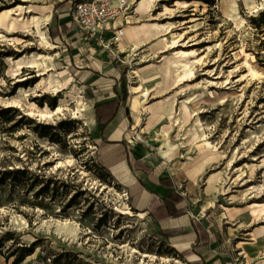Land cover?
Returning a JSON list of instances; mask_svg holds the SVG:
<instances>
[{"label": "rangeland", "instance_id": "374dc122", "mask_svg": "<svg viewBox=\"0 0 264 264\" xmlns=\"http://www.w3.org/2000/svg\"><path fill=\"white\" fill-rule=\"evenodd\" d=\"M137 1V49L126 32L113 56L75 34L70 0H0V264H264V0ZM106 98L125 119L112 167L75 114ZM134 150L183 198L174 229L133 201ZM192 223L201 259L172 247Z\"/></svg>", "mask_w": 264, "mask_h": 264}, {"label": "bare ground", "instance_id": "6f19581e", "mask_svg": "<svg viewBox=\"0 0 264 264\" xmlns=\"http://www.w3.org/2000/svg\"><path fill=\"white\" fill-rule=\"evenodd\" d=\"M246 4H250L252 1L251 0H245ZM137 8L138 9H143V10H148L150 7H151V0H139L137 1ZM118 24H121L122 26L125 27V25H128L129 23H127V21L125 22H122V21H117V22H111L110 23V28L112 29H109V30H113V28H115V26H117ZM125 31L127 32V40L130 44V46H132L131 50H136L137 49V44H138V41H139V37H138V32L134 29L133 26H126L125 27ZM134 47V48H133ZM122 53L125 52V50H122L121 51ZM17 65H20V63H16ZM186 66V64H183V68ZM72 79V78H71ZM63 89V86L62 84L60 83V80L57 79V78H54V79H48L46 80V85L44 87V92L45 90H51L52 92L54 93H59L60 91H62ZM143 92V93H142ZM131 93L133 95H138L140 94L139 96H133L131 99H130V105H131V110L132 111H140L141 110V107L143 109H146V107L143 106V104L140 102L139 98H142L144 96H146L148 93L147 91H142V87L141 86H137V87H131ZM65 94L68 96V97H71L73 98L75 94H77L76 90L75 89H72L68 92H65ZM63 111H65V109L61 106H58V108L56 109L55 112H42L40 110L38 111H35V112H29L28 114L32 117H36L37 119L39 120H45L47 118H51L52 115H60L63 113ZM75 114L77 115V117H79L80 120H82L84 122V125L86 127H91L93 124H94V114H93V109L92 107H89V108H86L82 102L80 100H77V107H76V112ZM120 158H121V150L120 148H114L104 154L101 155V161L102 163L105 165V166H108V167H112V166H116L119 162H120ZM63 163H58L57 164V167L59 166H62ZM130 189H131V195H132V199L133 201H139L141 200L143 202V204H145L146 202V197L143 199V198H140L139 196V186L137 184V182L135 181V179L133 178H130ZM150 205V204H149ZM264 208L261 211H263ZM139 216H142V214H139ZM179 220H182V221H179ZM179 220H172V221H169L168 223L169 224H175L177 222H184L183 220H185V217H182L181 219ZM60 226L62 227H67L69 228V224L67 222H60L59 223ZM65 228V229H67ZM75 227L71 228L72 231H74ZM69 230V229H68ZM194 239V234L193 233H189V234H186V235H182V236H179V237H173L171 238V243H172V247L177 251V252H183L185 251L189 246L190 244L192 243ZM134 253H137L136 251L133 250ZM143 258H147V257H150L151 256H148L146 254H143L142 255ZM193 257H189V260H192ZM176 262V261H175ZM141 263H143V261H141ZM177 263V262H176Z\"/></svg>", "mask_w": 264, "mask_h": 264}, {"label": "crops", "instance_id": "0c3cea01", "mask_svg": "<svg viewBox=\"0 0 264 264\" xmlns=\"http://www.w3.org/2000/svg\"><path fill=\"white\" fill-rule=\"evenodd\" d=\"M70 1L72 3L73 0H70ZM71 20H72V17H71ZM109 25L110 24H108V27L110 28ZM75 30H76V27H75ZM70 33H71V31L67 32L65 37L63 36L64 39L65 38L69 39L71 36H73ZM77 33L78 32L76 31L75 34H77ZM107 36H111V32H106L105 35H104V38H106ZM113 77H114V79H117L116 74ZM95 82H97V80L94 81V83ZM114 85H115V83H114ZM107 87H103L102 89H107ZM111 100H113V99L112 98H110V99L106 98V100L102 101V103L109 102ZM102 103H100V104H102ZM96 119L97 118L94 116V124L91 126V131L96 129V123H97ZM124 122H125V119H124V116H123V114L121 112V105H118L117 109L115 111L113 119L109 123H107L102 128V130H98V131L95 132V137H96L95 142H96V144L102 143L101 141L103 139H105V141H107V142H116V143H118L117 145H105V144H103L106 149H105V151L102 154H104V153H106V152H108V151H110V150H112L114 148L124 149L126 147V144H125L126 140H125V138H122V136L124 134V131H123L124 130V126H123ZM96 149H97V147H96ZM139 152H140V150H134V152H133V157H134L133 164L137 160H139L141 162H144V160L142 159V156L139 155L140 154ZM146 165L151 167L150 173H145L139 167H136L137 168V172H139V177H138L139 180H135V181L137 182V184L139 186V189H140L139 190L140 198L144 199L146 197V202H145V204H143V206L141 208L143 210L142 214H147L149 216V214L153 213L162 204V199H161L162 197L166 196L171 191L174 192V193H176V192L173 189H171V187L167 186L166 179H163L161 176H158V175L155 174V172L153 171L152 166L149 163H146ZM140 182L145 187H143ZM152 192H155L157 195L152 193ZM181 204L178 205L177 208H183V206H181ZM149 217H151V216H149ZM182 217H186V214L182 215L180 217L174 218V219L173 218L166 219V220H164L162 222H159L157 224L167 225L166 229H174V228H172L174 226H171V225H175V224H169L168 222L172 221V220H179ZM179 221H182V220H179ZM183 221H185V220H183ZM182 223H184V222H182ZM176 224H181V223L177 222ZM192 233L194 234V239H193L192 243L190 244V246L186 249V250H192V252L190 254L186 255L185 257L196 255V256H198L201 259V257H204V253H206L207 251L205 250L203 253L202 252H198L197 253L196 252L197 251V247L201 246L203 248H206V247H208L209 243L207 245H203V244L195 245L196 234H195L193 229H192ZM182 235H186V234H175V235H172L171 238L179 237V236H182ZM208 237H209V235H208ZM209 242H210V239H209ZM183 252H179V253H183Z\"/></svg>", "mask_w": 264, "mask_h": 264}, {"label": "built area", "instance_id": "2783aa9c", "mask_svg": "<svg viewBox=\"0 0 264 264\" xmlns=\"http://www.w3.org/2000/svg\"><path fill=\"white\" fill-rule=\"evenodd\" d=\"M137 0H73L72 20L76 31L83 35L85 42L95 41L103 51L113 55L125 37V28L118 24L108 27L111 22H125L130 18L133 6ZM106 32H111L110 38H104Z\"/></svg>", "mask_w": 264, "mask_h": 264}, {"label": "trees", "instance_id": "16d2710c", "mask_svg": "<svg viewBox=\"0 0 264 264\" xmlns=\"http://www.w3.org/2000/svg\"><path fill=\"white\" fill-rule=\"evenodd\" d=\"M119 105V98H116L115 100H111L109 102H105L102 104H97L95 106L96 111L98 112V116L96 119V130H102V128L109 123L115 114V111L117 109V106ZM102 112V113H101ZM102 143L97 144V149L99 153H103L105 151V145H117L116 142H107L105 139L101 141ZM134 167H139L142 169L145 173H150L151 167L146 165L145 163L137 160L133 164ZM141 183V182H140ZM141 185L145 187L142 183ZM147 189V188H146ZM156 194L155 192H152ZM157 195V194H156ZM162 204L149 216L153 217L156 222H162L166 219L170 218H177L182 215L186 214V208H177L178 205H180L183 202V198L181 196H178L174 192H169L166 196L162 197ZM192 229L194 230L196 234V240L195 245L197 244H203L207 245L209 243V237L205 230L202 229V226L199 224H191ZM192 252V250H186L182 254L188 255ZM20 260L15 258L12 262V264H18Z\"/></svg>", "mask_w": 264, "mask_h": 264}]
</instances>
